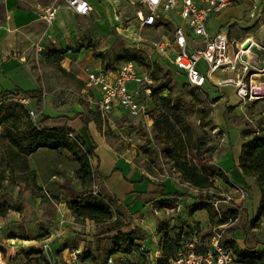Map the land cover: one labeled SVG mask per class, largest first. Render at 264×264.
Returning a JSON list of instances; mask_svg holds the SVG:
<instances>
[{
    "label": "rangeland",
    "instance_id": "rangeland-1",
    "mask_svg": "<svg viewBox=\"0 0 264 264\" xmlns=\"http://www.w3.org/2000/svg\"><path fill=\"white\" fill-rule=\"evenodd\" d=\"M259 1L246 0L225 9L213 21V30L224 26L236 42L253 38L264 43V8ZM94 2L92 14L83 16L74 14L64 0H14L12 5L0 0V25L9 22L12 28L0 45V94L17 88L39 89L41 104L35 97L29 105L40 113L39 119L44 114L79 115L74 125L68 124L72 139L81 135V125H85L80 114L88 115L95 131L126 159L129 175L139 173L142 178L156 181L158 193L139 195L142 204L138 205L137 196L133 200L118 199L108 189L105 178H96L83 187L95 189L90 199L111 203L114 216L99 222L77 219L69 203L81 196H76L80 192V184L75 181L80 163L75 155L67 149L42 147L26 155L29 169L23 171L24 159L6 134V118L0 125V196L11 210L0 218V264H35L45 239L52 240L61 256L68 253L63 248L66 242L69 249H79L82 264H107L110 255L115 264H159L167 231L174 236L197 224L206 234L214 225L227 221L222 217L230 215L236 218L225 228L228 243L233 246L230 241H235L243 251L260 255L259 264H264L261 192L254 185L232 180L238 177L236 168L243 144L255 135H264V99L240 102L232 86L227 91L210 84L192 87L175 64L174 46L167 44L174 29V25L166 24L170 16L161 28L142 27L136 17L139 0ZM50 5L61 7L55 25L43 19ZM15 9L19 12L11 16ZM26 12L32 15L28 21L22 18ZM126 61L151 72L158 91L147 100L146 113L132 116L117 109L111 120H105L90 109L83 97L87 71L100 65L119 67ZM16 93L0 100V121L9 113L20 114L17 132L23 134L30 118L23 113ZM158 118L163 126L170 127L169 143L156 125ZM172 151L199 165L207 164L217 173L223 169L225 174L217 175L209 189L196 188L179 172ZM93 164L97 167L98 158H93ZM32 165L39 170L42 182L57 171L63 177L54 176L43 188ZM169 178L173 179L167 186ZM68 183L73 188L72 198L63 189ZM237 187L246 190L245 201L240 200ZM167 189L182 195L166 197ZM208 195H219L221 199L210 201L203 211L205 216L194 215L199 197Z\"/></svg>",
    "mask_w": 264,
    "mask_h": 264
},
{
    "label": "built area",
    "instance_id": "built-area-1",
    "mask_svg": "<svg viewBox=\"0 0 264 264\" xmlns=\"http://www.w3.org/2000/svg\"><path fill=\"white\" fill-rule=\"evenodd\" d=\"M95 0H64L65 5L78 15H91ZM246 0H139L136 17L142 27L161 28L174 25L173 48L175 64L183 71L188 83L195 88L208 84L215 87L232 86L240 102L264 99V43L250 38L236 42L228 28L213 30V21L225 9L245 3ZM264 8V0L258 3ZM59 5L48 6L43 14L47 24L53 25L59 15ZM230 23V22H229ZM228 23V24H229ZM193 39H202L193 42ZM249 42L248 44H246ZM162 44L161 47H165ZM259 76V77H256ZM154 78L151 72L142 70L134 61H126L119 67H97L87 71L83 97L105 120H111L117 110L138 116L149 109L147 100L154 94ZM34 121L40 113L31 109V97L17 95ZM57 177V176H55ZM240 200L245 201L246 190L237 187ZM218 204V203H216ZM223 224L214 225L206 234L195 224L187 228L170 257V264H252L242 261L234 247L228 243L226 227L233 216L222 217ZM66 255L57 254L52 240L42 241L35 264H82L81 251L69 249ZM64 253V252H63ZM0 255V259H1ZM159 256V255H157ZM26 264V263H25ZM28 264V261H27ZM107 264H115L110 255Z\"/></svg>",
    "mask_w": 264,
    "mask_h": 264
},
{
    "label": "trees",
    "instance_id": "trees-1",
    "mask_svg": "<svg viewBox=\"0 0 264 264\" xmlns=\"http://www.w3.org/2000/svg\"><path fill=\"white\" fill-rule=\"evenodd\" d=\"M157 91L158 88L154 87V94ZM14 92H17V95L29 96L31 98L38 97V105L41 104L42 92L39 89L23 90L22 88H17L16 91L2 92L0 94V100L8 97L10 94H14ZM19 105L21 106L23 113L27 114L30 118L27 127L28 130L23 134L17 132V129L20 127L19 122L22 120V116L15 113H9L8 117H3L0 121V125H2L6 121V118H8V124L5 123L6 134L11 144L17 148V152L21 154L24 159L25 167L23 171L29 169L26 155L28 153H34L42 147H47L54 150L67 149L75 155L80 163L77 177L82 181L85 187H88L91 182L96 180V178L102 179L104 176H107V174L100 169L101 156L96 150L98 147L97 142L93 139L94 145L90 147L82 135H78L74 137V139L71 138V131L68 124L70 121L78 118L79 115L72 117L68 114H44L38 122H35L30 117L29 109L21 102H19ZM80 116L85 124L89 125L91 118L85 114H80ZM155 122L157 127L162 130L167 137L166 141L168 143L171 142L172 137L169 125L166 124L163 126V122L159 118L156 119ZM79 145H82L83 149L82 147L80 148ZM172 152L171 156L174 159L179 172L182 173L183 178L189 182L190 185L196 188L202 190L209 189L214 186L215 177L217 175L223 176L225 174L223 169L217 173L215 169L207 164L199 165L182 157V155L175 154L174 151ZM93 158L99 159L97 167H94ZM239 161L240 167L245 175L257 178L262 193L261 208H264V135H255L243 144ZM226 179L228 181L230 180L227 176ZM161 186L165 189L164 185ZM94 191L95 189L89 187L84 191L80 198H76L70 203V209L74 216H76L77 219L94 220L97 222L113 218L114 212L111 203L99 199H90L91 194H93ZM173 195L181 196L182 194L174 193ZM214 199H221V197L219 195L199 197V200L201 201L194 206L193 211L196 212L198 210L208 209V204ZM10 210L11 207L8 202L3 200L0 196V217L6 216ZM232 216L236 218V216ZM181 237V233H176L173 236L167 231L164 234V255L159 257V264H170L169 259L175 253V249L179 244ZM230 242H232L235 251L242 261L259 264V261L261 260L260 255L252 253L251 251H243L235 241Z\"/></svg>",
    "mask_w": 264,
    "mask_h": 264
},
{
    "label": "crops",
    "instance_id": "crops-1",
    "mask_svg": "<svg viewBox=\"0 0 264 264\" xmlns=\"http://www.w3.org/2000/svg\"><path fill=\"white\" fill-rule=\"evenodd\" d=\"M8 1L11 3V5L14 2V0H8ZM16 12H19L18 9H15L11 13V16H13V15L15 16ZM32 14H33V12H32ZM22 15H23L22 18L25 21H28L30 18H32V15H31L30 12H26V14H22ZM76 15H78V14H76ZM57 21H58V17H57L56 22L53 25H55L57 23ZM10 28H11V24L9 22H6L3 25H0V45H1L2 41H3L2 39H6L4 35H5V33L10 32ZM17 39H19V38H17ZM98 67H101V65L98 66ZM222 88L224 90L226 88L229 89L231 87H222ZM228 89H226V91ZM232 90L234 91V88H232ZM82 93H83V91H82ZM234 95L236 96V94H234ZM87 102L90 105V109L95 111L93 106L91 105V103L89 101H87ZM75 122H76V120L70 121V123H72L73 125H74ZM81 126H82V132L79 131V133L88 142L87 144L89 145V142L93 141V139L98 144V147H97L96 150L98 151V153L101 156L100 169L104 173L107 174V176H104V178H105L104 180H105V183L107 184V182H108V184L110 186H109V188H108L107 185L106 186H107V188L110 190V192L115 197H117L118 199L122 198L123 200H126V199H132L133 200L137 196L138 199L136 200V204L139 205V204H142V199H140L139 195L142 194L141 197H143V196H147V195H150V194L158 193V185H157L156 181H151L149 179L142 178L141 177L142 174H139V173L132 172V174L129 175L130 171H127V169L129 168V164L127 163L126 159L125 158H121L119 156L118 152L112 146H110V144H108L106 139L103 136H101L98 133V131H95V127H92L91 122L89 123V125L85 124V125H81ZM93 145H94V143H93ZM98 162H99V159H98ZM59 164H60L61 168H64V170H68L69 171V168H68L67 165L62 164L61 162H59ZM53 168H55V167H53ZM53 168H52V170H53ZM32 169L36 170V172L38 174L39 184L43 188H45V187L47 188V186L51 183L52 179H54L53 178L54 176H57V178H58V174H59L60 177H63V173L61 171H57V173L52 174L53 176H51V178L49 180H46V182H42V180L40 179V176H39L40 175L39 174V170L36 168L35 165H32ZM77 170H78V166L76 167V171ZM236 170L238 172V173H236L238 175V177L236 178L237 180L236 179H232V177H230L233 180V182H235V183L238 182V183H241V184L254 185L256 190H257V192H259V193L261 192L256 177L245 175L243 173V170L240 167V164L236 168ZM172 179L173 178H169L167 180V183H166L167 186L169 185V181L172 180ZM75 181L80 184L79 185V191L80 192H76V196H78V195L80 196V195H82L84 193V191L86 189H84V187H83L84 185L81 183V181L78 178H75ZM139 181H141V182L139 183ZM66 186H70L69 183L66 184ZM64 190L66 192V189H64ZM72 190H73V188H72ZM168 190L169 189H167V191L165 193V194H167V195H165L166 197H169V196H171V194H174L176 192L177 193L180 192V191L178 192V191H174V190H172V191H170V190L168 191ZM67 195H69L70 198H72V196H74V195H70L69 193H67ZM261 197H262V193H261L259 201L261 200ZM73 199H74V197H73ZM72 201L73 200H71L69 203H71ZM203 211L206 212V209L205 210H199L194 215L199 214V216H205L203 214ZM24 241H30V240H24Z\"/></svg>",
    "mask_w": 264,
    "mask_h": 264
},
{
    "label": "bare ground",
    "instance_id": "bare-ground-1",
    "mask_svg": "<svg viewBox=\"0 0 264 264\" xmlns=\"http://www.w3.org/2000/svg\"><path fill=\"white\" fill-rule=\"evenodd\" d=\"M248 43H249V42H247L246 44H248ZM256 77H259V76H256ZM63 189H66V192H67V193H69V194L71 193V194H72V191H73V190H72V188H71L70 186H64Z\"/></svg>",
    "mask_w": 264,
    "mask_h": 264
}]
</instances>
